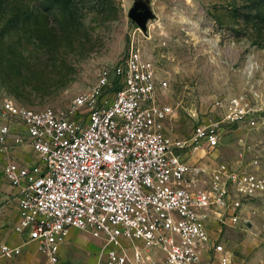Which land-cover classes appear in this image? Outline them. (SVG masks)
I'll return each instance as SVG.
<instances>
[{
	"label": "built area",
	"instance_id": "2783aa9c",
	"mask_svg": "<svg viewBox=\"0 0 264 264\" xmlns=\"http://www.w3.org/2000/svg\"><path fill=\"white\" fill-rule=\"evenodd\" d=\"M140 35L149 39L137 28L125 58L101 68L65 112L0 99V152L28 142L37 157L3 170L20 191L14 230L37 244L45 264H64L60 251L72 230L103 240L99 258L109 264H150L140 249L130 256L124 240L159 249L165 264H233L213 227L247 222L264 197L262 156L247 141L238 142L235 165L193 161L221 147L224 126L255 125L258 111L243 97L222 96L214 104L221 120H202L188 139L174 138L175 109L162 100L168 81ZM21 254L0 247L7 261Z\"/></svg>",
	"mask_w": 264,
	"mask_h": 264
},
{
	"label": "rangeland",
	"instance_id": "374dc122",
	"mask_svg": "<svg viewBox=\"0 0 264 264\" xmlns=\"http://www.w3.org/2000/svg\"><path fill=\"white\" fill-rule=\"evenodd\" d=\"M138 3L154 15L145 32L149 39L140 35V44L168 81L162 100L175 109L170 134L188 139L202 120H221L217 98L243 97L258 111L255 125L224 126L221 147L193 161L235 165L244 140L260 152L264 171V0H0V99L67 111L90 91L101 68H114L127 55L140 29L130 18ZM260 200L247 222L213 227L214 240L224 242L233 264H264ZM74 242L64 264L76 258L109 264L106 256L99 261L104 249L89 233L76 232Z\"/></svg>",
	"mask_w": 264,
	"mask_h": 264
},
{
	"label": "crops",
	"instance_id": "0c3cea01",
	"mask_svg": "<svg viewBox=\"0 0 264 264\" xmlns=\"http://www.w3.org/2000/svg\"><path fill=\"white\" fill-rule=\"evenodd\" d=\"M8 162H15L23 166H31L37 162V157L28 142H25L21 146L12 148L8 153L0 152V247L4 244H8L22 248L21 256L13 261H7L0 255V264H45V258L39 253L37 244H26L25 236L16 233L14 230V227L19 220L18 199L20 191L18 188L12 186L4 177L3 170ZM76 232L80 231L72 230L66 243L62 246L60 251L61 259L66 254L67 247L75 243L74 234ZM82 236H84L85 239L88 240L86 235ZM94 240L100 243L103 247V240ZM139 244L141 243L135 244L127 240L123 241V245L130 256L132 255L133 251H130L129 247L132 245L135 249ZM140 250H142L143 254L149 259L150 264H156L157 262L159 263V261L165 264V256L159 249L153 248L149 250ZM80 255L82 256V258L85 257L84 254ZM98 259L99 261H101L99 255ZM90 261V258L89 260H86L84 262H81L80 258H76L74 259L72 264H91ZM214 264L219 263L215 261Z\"/></svg>",
	"mask_w": 264,
	"mask_h": 264
},
{
	"label": "water",
	"instance_id": "95a60500",
	"mask_svg": "<svg viewBox=\"0 0 264 264\" xmlns=\"http://www.w3.org/2000/svg\"><path fill=\"white\" fill-rule=\"evenodd\" d=\"M130 18L145 33L147 31V24L154 18V15L148 6L138 3L131 11ZM247 226L251 227V224L249 223Z\"/></svg>",
	"mask_w": 264,
	"mask_h": 264
}]
</instances>
